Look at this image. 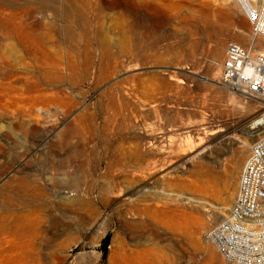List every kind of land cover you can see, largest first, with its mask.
Here are the masks:
<instances>
[{"label":"rangeland","instance_id":"obj_1","mask_svg":"<svg viewBox=\"0 0 264 264\" xmlns=\"http://www.w3.org/2000/svg\"><path fill=\"white\" fill-rule=\"evenodd\" d=\"M240 29L232 0H0V264H113L115 246L124 264H230L207 232L260 110L218 84Z\"/></svg>","mask_w":264,"mask_h":264},{"label":"built area","instance_id":"obj_2","mask_svg":"<svg viewBox=\"0 0 264 264\" xmlns=\"http://www.w3.org/2000/svg\"><path fill=\"white\" fill-rule=\"evenodd\" d=\"M251 27L248 45L228 44L218 84L255 100L260 110L248 127L254 134L233 201L207 232L230 264H264V0H232Z\"/></svg>","mask_w":264,"mask_h":264},{"label":"bare ground","instance_id":"obj_3","mask_svg":"<svg viewBox=\"0 0 264 264\" xmlns=\"http://www.w3.org/2000/svg\"><path fill=\"white\" fill-rule=\"evenodd\" d=\"M75 1V0H74ZM196 10L194 11H191L190 12V15L192 16L193 14H196ZM203 12H206V10H204ZM164 16H166V14H164ZM41 25V24H40ZM26 32V31H25ZM33 32V31H32ZM34 34V33H33ZM249 33H246V31L244 29H240L238 32H237V36H242V35H247L248 36V40H249V44L253 41V38L250 36V34L248 35ZM30 37V36H29ZM40 37V36H39ZM38 37V38H39ZM239 43V42H237ZM241 44V43H240ZM248 44V45H249ZM244 45V44H243ZM219 51V50H218ZM219 53V52H218ZM210 60V59H209ZM210 62V65L212 67H214V70H218L220 68V60H218L217 58V53L216 55L211 59ZM256 116V115H255ZM254 116V118H255ZM253 118V119H254ZM252 119V120H253ZM251 120V121H252ZM234 122V121H233ZM237 123V122H234V124ZM235 126V125H234ZM252 135L253 132H251ZM123 144V143H122ZM120 146V145H119ZM133 152V151H132ZM127 154V153H126ZM131 154V153H130ZM128 155V154H127ZM117 161V160H116ZM63 163V162H62ZM118 163V162H117ZM115 164V163H114ZM113 164V165H114ZM119 164V163H118ZM124 166V165H123ZM117 167V166H116ZM121 167V166H120ZM115 168V167H114ZM124 168V167H123ZM112 170H115V169H112ZM66 172V171H65ZM68 173V172H67ZM112 173V171H111ZM23 185V184H22ZM185 185V183H184ZM24 187V186H23ZM20 188V187H19ZM34 190V189H33ZM38 191V189H37ZM22 192V191H21ZM13 193V192H12ZM15 193V192H14ZM41 194H42V191H41ZM11 195V194H10ZM9 195V196H10ZM26 195V194H24ZM14 196V194H13ZM19 196V194H18ZM17 196V197H18ZM27 196V195H26ZM16 197V198H17ZM8 198V197H7ZM14 198V197H13ZM23 198V197H22ZM26 198V197H25ZM184 199H188V197H184ZM23 200V199H22ZM28 200V199H26ZM36 200V199H35ZM8 202V201H7ZM6 202V203H7ZM24 202V201H23ZM21 203V202H20ZM35 203V202H34ZM13 204V203H12ZM15 204V203H14ZM29 205V204H28ZM37 205V203H36ZM43 205V204H41ZM23 207V206H22ZM38 207V206H37ZM41 207V206H40ZM7 208V207H6ZM30 208V206H29ZM39 208V207H38ZM28 209V208H27ZM35 209V208H34ZM38 210V209H37ZM215 210V209H214ZM35 211V210H33ZM228 212V211H227ZM34 213V212H33ZM27 214V213H26ZM29 214V213H28ZM31 214V213H30ZM227 213L225 212V207H218L216 208L215 210V215H211V217H209L208 215V218L209 219V223H214L216 220L220 219V218H224V216L226 215ZM17 215V214H16ZM153 216H154V219L155 221L158 223V224H161V225H164L166 226L168 229H170L171 231H177V230H184L189 238H195V235H196V230H194L191 226L192 222H191V217L190 215L186 214V213H182V214H178L176 213L175 211L173 210H167V211H164V210H161L160 212H155L153 213ZM10 216H5L4 217V222L2 224H4V227L2 228L3 232L7 233V234H10V235H16V234H20L23 230H24V224L21 222H10ZM28 224V223H27ZM26 225V224H25ZM2 232V231H1ZM26 233V231H25ZM208 237V236H207ZM194 242V241H193ZM207 244V243H206ZM123 246V245H122ZM9 248V247H8ZM14 250V249H13ZM128 253V252H126ZM126 253L125 251L121 248V247H118V246H115L114 247V250H113V253H112V257L110 256L108 259L110 260H113V264H124L125 261H126ZM151 253V252H150ZM129 254V253H128ZM147 254V253H146ZM111 255V254H110ZM128 257V256H127ZM12 260V259H11ZM109 261V260H108ZM129 264V263H128Z\"/></svg>","mask_w":264,"mask_h":264},{"label":"trees","instance_id":"obj_4","mask_svg":"<svg viewBox=\"0 0 264 264\" xmlns=\"http://www.w3.org/2000/svg\"><path fill=\"white\" fill-rule=\"evenodd\" d=\"M109 241H110V235L107 234V235L103 238V240H102V247H103V249H106V248H107V246H108V244H109Z\"/></svg>","mask_w":264,"mask_h":264}]
</instances>
